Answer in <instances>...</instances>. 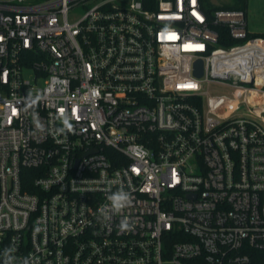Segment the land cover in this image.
<instances>
[{"label":"built area","instance_id":"obj_1","mask_svg":"<svg viewBox=\"0 0 264 264\" xmlns=\"http://www.w3.org/2000/svg\"><path fill=\"white\" fill-rule=\"evenodd\" d=\"M247 17L203 0H0V264L6 249L16 264H255L264 37ZM121 189L130 205L103 219Z\"/></svg>","mask_w":264,"mask_h":264},{"label":"rangeland","instance_id":"obj_2","mask_svg":"<svg viewBox=\"0 0 264 264\" xmlns=\"http://www.w3.org/2000/svg\"><path fill=\"white\" fill-rule=\"evenodd\" d=\"M237 0H209L214 6L234 4ZM248 29L255 34L264 35V0H247ZM215 93H227L230 90L225 85L213 89Z\"/></svg>","mask_w":264,"mask_h":264},{"label":"clouds","instance_id":"obj_3","mask_svg":"<svg viewBox=\"0 0 264 264\" xmlns=\"http://www.w3.org/2000/svg\"><path fill=\"white\" fill-rule=\"evenodd\" d=\"M107 200L108 204L104 206L103 211L100 213L103 219H110L109 213H121L126 207L131 203L130 194L123 189L111 193ZM122 228H128L127 221H123L121 224ZM4 264H16V257L12 255V249H6L5 251V261ZM23 264H29L27 259L23 260Z\"/></svg>","mask_w":264,"mask_h":264},{"label":"trees","instance_id":"obj_4","mask_svg":"<svg viewBox=\"0 0 264 264\" xmlns=\"http://www.w3.org/2000/svg\"><path fill=\"white\" fill-rule=\"evenodd\" d=\"M203 2L205 3V5L209 8H217L220 6H214L212 5L209 0H203ZM223 7H231V8H243V9H247V0H237L236 3L234 4H224ZM218 31L220 33V40H219V44L223 45V46H230L233 43H235L236 41L230 36L228 29L221 27L218 28ZM252 36H262L264 37L263 34H255L250 32L249 33V37ZM34 169L31 168H26L24 169V173L27 175L34 174ZM254 263L255 264H264V251H255L254 255Z\"/></svg>","mask_w":264,"mask_h":264},{"label":"water","instance_id":"obj_5","mask_svg":"<svg viewBox=\"0 0 264 264\" xmlns=\"http://www.w3.org/2000/svg\"><path fill=\"white\" fill-rule=\"evenodd\" d=\"M195 74L201 76L203 74V61L201 59L197 60L195 63ZM252 81H249L251 83Z\"/></svg>","mask_w":264,"mask_h":264},{"label":"bare ground","instance_id":"obj_6","mask_svg":"<svg viewBox=\"0 0 264 264\" xmlns=\"http://www.w3.org/2000/svg\"><path fill=\"white\" fill-rule=\"evenodd\" d=\"M258 59H260V60L251 59L250 61L251 62H255V63H259L260 62L261 64L264 62L263 55L261 57H258Z\"/></svg>","mask_w":264,"mask_h":264}]
</instances>
